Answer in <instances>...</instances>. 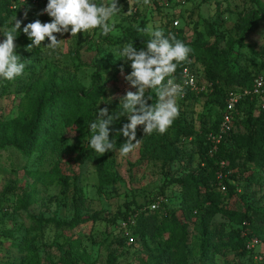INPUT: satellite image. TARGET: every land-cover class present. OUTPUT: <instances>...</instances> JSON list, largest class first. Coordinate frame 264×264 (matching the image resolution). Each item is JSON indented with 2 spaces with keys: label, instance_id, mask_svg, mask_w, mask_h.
Segmentation results:
<instances>
[{
  "label": "rangeland",
  "instance_id": "rangeland-1",
  "mask_svg": "<svg viewBox=\"0 0 264 264\" xmlns=\"http://www.w3.org/2000/svg\"><path fill=\"white\" fill-rule=\"evenodd\" d=\"M175 1L150 0L145 5L143 0H117L121 11L113 17L115 28L108 36L113 40L124 39V44L132 42L139 51L145 49L143 43L150 40L151 36L137 31L135 46L128 36L129 28H141V22L146 16L149 18L146 28L151 26L153 29H163L172 15L183 14L176 26L182 34L178 35L176 30L168 33L174 34L187 46L196 45L205 53L222 54L231 73L247 70L255 76H264V19H260L254 26L251 24L257 6L250 0H187L182 7H169ZM11 2L17 10H13L12 16L0 13V42L4 40L5 29L11 27L15 20H20L21 27L14 40L15 52L22 61L31 59V64L14 81L0 80V125L17 119L27 98L33 93L34 81H76L89 88L97 65L103 67L100 73H104L98 74L99 84L108 82L105 96L97 106L98 110L106 107L110 115L121 110L123 101L120 98L128 91L135 92L125 80L131 73V62L117 60V51L124 44L107 46L103 42L106 35H102L97 29L91 34L78 33L77 37H71L70 32L63 36L57 34L58 40H65L60 49L52 52L45 48L49 43L45 40L35 51L34 47L28 48L31 41L25 38L23 27L35 20H40L41 23L51 22L46 13L40 14L46 8L48 0ZM96 2L103 4L107 0ZM134 2H139L137 15ZM260 3L264 6V0H260ZM188 59L194 66L192 68L197 74V81L203 82L202 64L191 54ZM148 94L153 96L150 103H155V92L149 91ZM204 99H196L188 108L190 112L181 114L192 127H199V118L207 114ZM110 104L120 107L114 109ZM251 114L257 116L256 113ZM208 116L205 117L206 120L209 119ZM120 119L121 117L110 125V141H116ZM234 130L238 133L245 132L241 124ZM174 133L170 127L162 134V139H158L155 145V152L143 151L144 140L136 136L141 143L128 156H121L117 147L115 151L98 156L90 147L93 135L90 129L82 132L67 130L65 135L68 138V150L74 155L58 160L61 174L66 178V187L55 179H36L37 175L32 176L33 172L43 171L44 168H40L34 157L25 158L13 146L2 147L0 139V264H63L60 260L69 250L71 257L66 258L69 264H107L111 258L114 259V264H158L159 261H162L160 264H264V242L255 249L263 256V262L258 260L255 253L251 257L241 255V251L234 250L232 246L237 237L250 234L248 229L241 234V227L231 223L222 212L210 215L205 209L197 216L194 214L185 223L188 241L181 250L169 248L170 234L154 236L152 231L148 232L149 227L143 240L136 238L135 244L131 246L126 242L119 243L124 233L118 229V215L124 211L126 204L131 208L143 205L149 213L152 210L148 206L157 199L160 215L169 213L168 215L180 216L183 192L175 180L201 167L197 157L193 156V140L189 142L191 138L186 140L190 144L184 145L186 156L182 160L171 162L167 159L171 154L166 143L172 142ZM189 155L193 156L192 163L188 160ZM244 160L236 162L235 171L240 174L237 180L232 181L236 194L221 204L222 209L232 213H244L247 208L264 210V171H256L251 162ZM102 163L108 164L107 171L113 174L114 182L101 188L98 168ZM256 172L260 181L249 184L245 178ZM207 187L215 190L212 181L207 183ZM33 188L37 193L26 212L20 204L21 194L32 191ZM161 192L163 194H159ZM222 195L226 196L227 192ZM199 197L202 199L201 194ZM76 209L84 223L71 236L61 237L60 231L44 229L41 240L35 242L33 256L20 253L14 246L36 236L37 232L33 231L29 217L55 219L66 224L72 219ZM159 221L153 224L154 227ZM7 234L9 236H5ZM165 249H170L167 255ZM210 249H215L216 255L209 257L206 251Z\"/></svg>",
  "mask_w": 264,
  "mask_h": 264
},
{
  "label": "trees",
  "instance_id": "trees-1",
  "mask_svg": "<svg viewBox=\"0 0 264 264\" xmlns=\"http://www.w3.org/2000/svg\"><path fill=\"white\" fill-rule=\"evenodd\" d=\"M186 1L176 0L169 7H182V5L186 4ZM250 2L257 6V10L253 13L251 21V24L254 26L260 19H264V6L260 3V0H250ZM138 4L139 2L133 3L134 11L137 12H135V15L139 14V11H137L139 9ZM13 10L17 9L11 0H0V13L4 12L12 16L14 14ZM182 17L183 14L171 16L169 22L163 26L165 36L169 34V31L173 30H176L178 35L182 34L180 29H176L172 25L176 21L178 23V20ZM148 20L149 18L145 16L141 22V28H146ZM127 33L136 46L135 35L137 29L129 28ZM25 38L28 39L26 35ZM149 38L151 39V37ZM123 40H113L108 35L103 38V42L110 47L123 45ZM147 42L143 43V46L146 47ZM188 47L192 50L190 54L203 66V82L199 83L197 81V74L194 71L195 69L192 68L194 66H192L189 59L177 67L174 74L176 82L181 83V73L183 69H188L195 76L197 84H205L207 88L205 92L201 93H195L189 88H185L183 100L178 101L179 115L171 125V128L175 131L174 138L172 142L166 143L167 149L171 154L167 159L171 162L182 160L186 156L184 145L190 144L186 140L191 138L189 142L193 140V156L197 157L198 164L201 168L188 172L186 173L187 175L175 180V183L183 192L179 217L174 214L168 215L169 213H165L162 216L158 211L159 209L151 211L153 212L152 214L151 212L148 213L143 205L131 208L130 205L126 204L124 211L118 215L117 224L119 226L122 220L130 216H135V225L131 227V234L134 241L136 238L140 241L141 239L143 240L146 235V229L149 227L148 232L152 231V235L154 236L170 234L168 241L169 248L178 251L183 249L187 244V226H185V223L194 217V214L197 216L204 209L210 215L222 212L231 223L241 227V234L246 229L250 232L248 235L239 236L237 234L239 237H237L235 245L232 246L233 249L241 251V255L243 256H255L258 251H248L246 245L252 237H256L260 241L259 247L264 242V210L247 208L244 213H232L231 211L222 209L221 204L224 201H229L236 194V187H234L232 181L240 177V174L235 171L237 169V160L245 159L244 161L252 163V167L256 171H264V112L256 109L255 99L251 100L247 98L238 105L240 117H238L235 123V127L239 124L243 125L245 129L244 133H238L234 130L227 134L217 146L216 152L212 153H209L211 145L207 141V137L208 134L215 133L218 129L225 105L226 93L231 89H250L256 77L262 76L264 78V76L262 74L255 76L247 70L231 73L228 70L226 59L222 54L205 53L201 47L196 45H189ZM34 48L36 51V47ZM102 69L103 67L100 65L96 66V72L92 76V85L89 88L83 87L76 81L68 82L62 80L56 82L53 79L49 82L34 81L35 85L32 87L33 93L27 98L26 105L17 119L0 125L2 147L13 146L25 158L30 159L34 157L40 168H44L43 171L36 170L33 172L32 176L37 175L35 177L36 179H49L51 181L55 179L63 187H66V178L61 174L58 160L61 157L73 156L74 153L68 150V138L65 133L70 129H73L74 132H82L90 129V124L96 120L99 111L97 106L101 99L104 98L108 87L107 81L102 84L98 82L100 78L98 74H104L100 73ZM146 95L149 94L146 93ZM201 97L205 98L204 102L207 107V114L199 118L200 126L195 128L189 125L186 118L181 116V114L190 112L188 108L192 102ZM109 106L114 109L120 107L119 105L113 104ZM120 109L122 111L121 107ZM252 112L256 113L257 116H252ZM207 115H209L208 120L205 119ZM119 123L120 127L115 137L116 147L118 149L120 145L126 142V138L119 134V130L124 124L128 123L127 116H121ZM136 132V136L144 140L143 151L155 152V145L158 139H162V135L156 132L150 135L144 134L143 126H138ZM193 156L189 155L188 160L190 163L194 160ZM220 162L226 163V172L229 173L223 180L226 187L225 193L227 192L226 196H223L217 187L216 173L219 170ZM107 167L108 164L102 163L98 168L99 187L101 188L114 182V176L108 173ZM245 180L249 184H253L260 181V177L256 172V174L251 173L250 177H246ZM210 181L214 183L215 190H210L207 187V183ZM36 193L35 188L32 191L22 192L20 204L26 212L28 205L34 202ZM159 194L163 193L161 192ZM200 194L202 199L199 197ZM156 201L158 200L155 199L152 203ZM158 214L160 217H158ZM29 219L33 224V231L37 232L36 236L32 240H22L21 243L14 245L19 249L20 253L25 252L28 256L34 255V251L36 250L35 242L41 240L44 229L60 231L61 237H65L71 236L72 232L84 223V220L79 217L77 209L72 219L66 224L60 223L55 219L42 220L33 216L29 217ZM160 219L161 221H159ZM158 221L159 223L154 227ZM5 236H9V234ZM126 240L127 238L123 237L119 240V243H125ZM78 246L79 244L77 243L76 247ZM169 250L165 249L166 255ZM206 254L212 257V255H216V251L215 249H210L206 251ZM69 257H71L70 250L65 252L64 257L60 261L63 264H69L66 261V258ZM161 262L159 261L158 264ZM107 264H114V259L111 258Z\"/></svg>",
  "mask_w": 264,
  "mask_h": 264
},
{
  "label": "clouds",
  "instance_id": "clouds-1",
  "mask_svg": "<svg viewBox=\"0 0 264 264\" xmlns=\"http://www.w3.org/2000/svg\"><path fill=\"white\" fill-rule=\"evenodd\" d=\"M143 2L146 5L150 0ZM120 11L117 0H107L103 4H98L96 0H48L46 8L40 14L46 13L51 22L41 23L40 20H35L23 27V33L31 41L28 48H39L47 40L49 43L44 47L55 52L65 41L58 40L57 34L63 36L70 32L71 37H77L78 33L91 34L99 29L102 35H108L114 31L113 17ZM26 15L27 12L25 17ZM20 27L21 21L15 20L3 33L4 40L0 42V80L14 81L31 64V59L22 61L15 52L14 40ZM137 31L151 36L145 49L138 51L132 42H126L117 51V60L131 62V73L125 80L136 91H128L120 98L123 101L122 111L110 115L108 108L99 109L96 120L90 124L93 133L90 147L98 156L117 150L116 141L109 140L110 125L121 116L126 115L128 123L119 130L126 142L120 145L118 152L121 156H128L141 143V140L136 139L138 126H143L144 134L156 132L162 135L179 115L178 100L184 94V85L176 82L174 74L177 67L188 60L192 50L174 34L165 36L162 28L137 27ZM149 91L155 92V103H149L153 100L152 95H146Z\"/></svg>",
  "mask_w": 264,
  "mask_h": 264
},
{
  "label": "built area",
  "instance_id": "built-area-1",
  "mask_svg": "<svg viewBox=\"0 0 264 264\" xmlns=\"http://www.w3.org/2000/svg\"><path fill=\"white\" fill-rule=\"evenodd\" d=\"M173 27L178 25L177 21L174 22ZM181 84L184 85L185 88H189L191 91L195 93L205 92L207 85H198L196 78L193 74L190 73L188 69H183L181 73ZM184 94L179 100H183ZM255 99L256 101V109L258 111L264 112V78L262 76H258L253 80L252 87L248 88H237L231 89L226 93L225 96V105L221 115V121L218 126V129L215 133L208 134L207 141L211 145V150L209 153L216 152L217 146L223 140V138L234 131L235 123L240 117V113L238 110V105L243 102L245 99ZM178 100V101H179ZM229 173L226 172V163L220 162L219 170L216 173V181L217 187L220 193H225L226 187L223 183V180L227 177ZM149 208L154 211L159 208V201L152 203ZM135 225V216H130L125 220H122L119 223V230L124 233V237L127 238L126 244L128 246L133 245L134 240L131 234V227ZM260 246V241L256 237H252L246 245V249L248 251H252L257 249ZM261 253H256L258 256V260L262 261L263 256H260Z\"/></svg>",
  "mask_w": 264,
  "mask_h": 264
}]
</instances>
